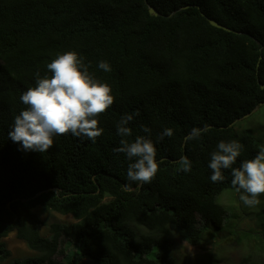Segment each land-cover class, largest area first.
Here are the masks:
<instances>
[{
  "label": "trees",
  "instance_id": "1",
  "mask_svg": "<svg viewBox=\"0 0 264 264\" xmlns=\"http://www.w3.org/2000/svg\"><path fill=\"white\" fill-rule=\"evenodd\" d=\"M147 1L159 17L145 0H0V264H178L177 237L230 249L236 239L245 251L240 264H264V223L236 227L219 202L238 192L231 169L213 183L208 166L220 141L241 144L233 167L264 149L252 133L228 128L264 103V0ZM202 13L239 34L211 26ZM66 52L78 53L112 90L114 104L98 117L103 133L95 143L69 133L54 137L48 152L23 151L8 138L26 107L20 97L36 86L37 72L51 76L47 64ZM137 110L127 139L149 137L159 164L143 185L128 181L133 161L114 151L122 139L116 124ZM205 125L213 128L185 142ZM166 128L174 134L160 140ZM37 208L76 223L52 224L43 236ZM211 230L222 235L214 239ZM14 232L36 256L4 263Z\"/></svg>",
  "mask_w": 264,
  "mask_h": 264
},
{
  "label": "clouds",
  "instance_id": "2",
  "mask_svg": "<svg viewBox=\"0 0 264 264\" xmlns=\"http://www.w3.org/2000/svg\"><path fill=\"white\" fill-rule=\"evenodd\" d=\"M98 67L111 71L107 61H101ZM88 68L89 65L78 53L66 52L47 64L51 76L41 77L37 72L36 86L20 97L26 107L15 116L8 138L20 144L23 151L39 153L48 152L54 146V137L69 133L95 143L103 133L98 117L114 104L115 97L110 86L95 79ZM138 115L137 110L121 116L116 128L122 139L120 147L114 151L124 153L129 161H133L127 169L128 181L143 185L155 179L159 164L157 149L149 137L137 136L134 142L127 139L132 136V129L128 125ZM142 131L150 133L151 129L142 126ZM207 131V125L193 128L184 138L185 142L197 140ZM173 134V129L166 128L159 139L172 137ZM241 151V144L235 140L220 141L208 165L212 170L210 179L213 183L221 182L225 179L222 170L231 169V184L240 193V201L247 207H255L260 203L259 197L264 195V149L254 159L233 167ZM180 163L184 166L182 171H192L187 156H182ZM128 188H131V184Z\"/></svg>",
  "mask_w": 264,
  "mask_h": 264
},
{
  "label": "rangeland",
  "instance_id": "3",
  "mask_svg": "<svg viewBox=\"0 0 264 264\" xmlns=\"http://www.w3.org/2000/svg\"><path fill=\"white\" fill-rule=\"evenodd\" d=\"M236 130L239 133L250 132L257 139H259L264 147V106L260 107L255 114L250 118L239 122L236 125ZM239 192H227L219 200L220 204L228 208L231 211V215L235 216L233 222L237 228H243L246 230L259 229L263 222L262 216H264V195L259 197L260 203L255 207L245 206L239 199ZM39 215L43 225L41 226V233L43 236L49 235V227L52 224H64L71 225L76 223L72 216H63L54 212H44L41 208H37L34 211ZM210 236L215 238H220L222 234L212 231L209 233ZM178 241V264H204L209 256L214 259L221 258L222 264H240L245 256V251L240 250L237 245V241L232 244L234 249L225 247H217L213 242L204 247L201 245L199 247H192L187 242L177 237ZM209 241V239H208ZM7 244V250L10 253V258L4 262L8 263L12 260H19L29 257L36 256V252L31 251L28 247L17 239L16 233H11L5 240ZM206 245V244H205ZM235 248L237 250H235ZM56 260L59 263H63L61 257H57ZM81 264H93L90 261H83Z\"/></svg>",
  "mask_w": 264,
  "mask_h": 264
},
{
  "label": "water",
  "instance_id": "4",
  "mask_svg": "<svg viewBox=\"0 0 264 264\" xmlns=\"http://www.w3.org/2000/svg\"><path fill=\"white\" fill-rule=\"evenodd\" d=\"M145 1H146L147 6L149 7V13H150L152 16L159 17V16H160V13L156 10V8H154V7H152L151 5H149V3H148L147 0H145ZM195 7H196L198 10H200V7H199V6H195ZM188 8H190V7H184V8H182L181 10H186V9H188ZM202 16L205 17V18L208 20V22L210 23L211 26H213V27H215V28H217V29H220V30L226 31V32H228V33L239 34L238 32H236V31H234V30H232V29H230V28H227V27H225V26L219 24V23L216 22L215 20L206 17L205 14H203V13H202ZM258 67H259V64H258ZM262 89H264V87H262ZM262 106H264V103L260 104V106L257 107V108H256L251 114H249V115H247V116H245V117H243V118H241V119L236 120V121H235L230 127H228V128H232V127L236 126L239 122L244 121V120L250 118V117H251L253 114H255L256 111H257L260 107H262ZM210 128H213V127H208V129H210ZM228 128H223V129H228ZM166 160H168V159H162L160 162H164V161H166ZM169 161H170L171 163L179 162V161H176V162H175V161H171V160H169ZM49 192H57V190H56V189H51V190H49ZM42 194H43V193H39L37 196H41ZM37 196H36V197H37Z\"/></svg>",
  "mask_w": 264,
  "mask_h": 264
}]
</instances>
